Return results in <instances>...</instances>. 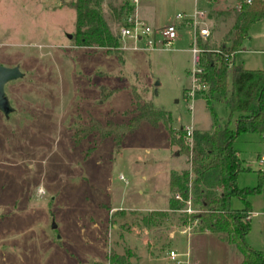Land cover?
<instances>
[{
  "label": "rangeland",
  "instance_id": "obj_1",
  "mask_svg": "<svg viewBox=\"0 0 264 264\" xmlns=\"http://www.w3.org/2000/svg\"><path fill=\"white\" fill-rule=\"evenodd\" d=\"M70 1L0 0V65L22 73L5 87L12 112L0 110V264H110L111 254L130 264H178L171 251L182 264H240L236 246L215 235L199 237L205 233L196 222H182L187 207L169 212L170 173L191 164L180 147L170 145L167 132L235 128L238 115L223 100L203 98L207 88L195 78L194 51L197 34L208 50L218 49L231 20L220 23L217 13L239 8V0H142L133 9L140 20L152 28L177 25L175 42L153 50L120 39L125 18L114 10L124 0L102 4L119 48L76 47L67 37L76 32ZM196 13L204 14L197 28L176 21L177 15L191 20ZM200 29L209 36L201 37ZM235 62L264 71V19L251 27ZM134 100L169 113L172 123L142 125L120 153L111 140L77 142L80 123L127 119ZM185 141L193 145L192 138ZM235 148L245 169L238 188H258L264 139L242 133ZM247 202L246 241L264 252V184ZM231 207L243 210L245 203L233 197ZM153 212L168 215L152 222Z\"/></svg>",
  "mask_w": 264,
  "mask_h": 264
},
{
  "label": "trees",
  "instance_id": "obj_2",
  "mask_svg": "<svg viewBox=\"0 0 264 264\" xmlns=\"http://www.w3.org/2000/svg\"><path fill=\"white\" fill-rule=\"evenodd\" d=\"M104 0H72L68 6L76 11V32L73 43L76 47L115 50L119 48V38L115 36L104 18L102 4ZM239 8L217 13L218 22L231 20L217 50H208L197 34L196 46L202 59L195 75L199 85L207 88L201 92L210 102L223 100L231 114H237L235 128H215L212 133L195 132L193 145L186 143L187 133L182 128L178 132L168 127L170 145L180 147V155L190 158L191 168L170 173L169 191L174 195L169 200V212H180L186 202L193 199L195 214L182 215V222L197 223L201 233H210L229 245L236 246L241 254L240 264H264V252L248 245L246 237L250 232L251 210L247 198L258 192L264 184V171L258 172L259 186L253 190L240 189L238 175L245 171L240 153L235 143L242 133L252 132L264 137V71L248 70L235 62V55L241 50L244 40L249 36L251 27L264 19V0H239ZM131 0H124L114 10L118 19L133 14ZM124 19V20H125ZM231 75V86H229ZM110 93L105 94L108 97ZM172 116L150 103L134 100L133 110L127 119L107 118L100 121L91 118L76 128L75 139L78 143L85 140H111L117 153L125 148L126 140L144 125L154 129L162 123H172ZM90 151V149H89ZM180 196L182 200L175 197ZM233 197L245 203L243 210L231 207ZM167 212L150 214L152 222L157 217L167 216ZM110 264H130L118 255L109 256Z\"/></svg>",
  "mask_w": 264,
  "mask_h": 264
},
{
  "label": "built area",
  "instance_id": "obj_3",
  "mask_svg": "<svg viewBox=\"0 0 264 264\" xmlns=\"http://www.w3.org/2000/svg\"><path fill=\"white\" fill-rule=\"evenodd\" d=\"M142 0H131V5L136 8L137 5ZM251 0H247L250 3ZM199 16L198 13L195 14L194 19H188L182 15L176 16V21H186L187 25L190 23L196 25L197 28V17ZM204 14H201L199 17H203ZM198 17V18H199ZM208 29H200L199 35L201 37H208L209 36ZM120 39L122 40H132L135 42L136 45L143 44L147 50H153L157 45H166L169 46L175 42L178 37L177 32V25L175 23L169 24L167 26L161 28H152L147 22L140 20L138 18L137 12L131 14L124 20V25L120 28ZM138 46L135 47L137 49ZM199 50L194 51V60L195 63L198 65L200 62L199 58ZM197 72H201L197 70ZM187 133L188 138H193V130L190 127H186L184 129ZM260 164L264 165V155L260 157ZM177 200H182L180 196H176ZM186 209L184 210L187 214H195L197 211L192 207V201L189 199L186 202ZM179 255L175 251H171L169 254V258L172 261H177L178 264H182L183 262L179 260Z\"/></svg>",
  "mask_w": 264,
  "mask_h": 264
},
{
  "label": "water",
  "instance_id": "obj_4",
  "mask_svg": "<svg viewBox=\"0 0 264 264\" xmlns=\"http://www.w3.org/2000/svg\"><path fill=\"white\" fill-rule=\"evenodd\" d=\"M67 37L72 39L73 36L68 34ZM22 76V73L18 68H8L0 65V110L5 114L9 115L12 112V107L8 101V98L5 96V87L6 85ZM53 229H56V224L53 223ZM58 238H60L58 236Z\"/></svg>",
  "mask_w": 264,
  "mask_h": 264
},
{
  "label": "crops",
  "instance_id": "obj_5",
  "mask_svg": "<svg viewBox=\"0 0 264 264\" xmlns=\"http://www.w3.org/2000/svg\"><path fill=\"white\" fill-rule=\"evenodd\" d=\"M263 139H264V137H262ZM262 165V164H261ZM179 171V170H178ZM164 211H166V210H164ZM211 236H213V235H211V234H208V233H205V234H202V235H199V237H202V238H205V237H211ZM192 246H193V242H192Z\"/></svg>",
  "mask_w": 264,
  "mask_h": 264
}]
</instances>
